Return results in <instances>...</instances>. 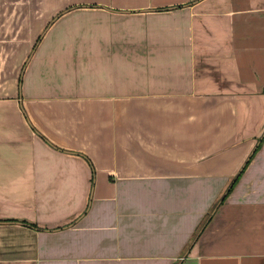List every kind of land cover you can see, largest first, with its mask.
I'll use <instances>...</instances> for the list:
<instances>
[{
  "label": "crops",
  "instance_id": "crops-1",
  "mask_svg": "<svg viewBox=\"0 0 264 264\" xmlns=\"http://www.w3.org/2000/svg\"><path fill=\"white\" fill-rule=\"evenodd\" d=\"M263 135L264 0H0V264H264Z\"/></svg>",
  "mask_w": 264,
  "mask_h": 264
},
{
  "label": "trees",
  "instance_id": "trees-1",
  "mask_svg": "<svg viewBox=\"0 0 264 264\" xmlns=\"http://www.w3.org/2000/svg\"><path fill=\"white\" fill-rule=\"evenodd\" d=\"M264 142V135L261 138V140H259L258 145L255 148V151L252 153V155L248 158L246 164L244 165L243 169L240 171V173L234 178V180L232 181V183L230 184V187L225 191V193L223 194V196L220 198V201L216 204V206L214 207V210L211 213V217L214 216V212L219 208L220 205H222L226 200L227 197L230 195V193L232 192V190L234 189L235 185L238 183V179L240 178V176L245 172L246 167L248 166V163L251 161V159L254 157V155L256 154V152L259 150L258 148L262 145V143Z\"/></svg>",
  "mask_w": 264,
  "mask_h": 264
},
{
  "label": "rangeland",
  "instance_id": "rangeland-1",
  "mask_svg": "<svg viewBox=\"0 0 264 264\" xmlns=\"http://www.w3.org/2000/svg\"><path fill=\"white\" fill-rule=\"evenodd\" d=\"M38 39L41 40L40 37H39ZM39 40H37V42H36V44L34 45V48H33V49H36L37 46L40 44L41 41H39ZM33 49H32V50H33ZM26 62H27V60H25V64H26ZM262 137H263V136H262ZM258 143H259V142H258ZM263 143H264V142H263ZM263 143H262V144H263ZM257 145H258V144H257ZM257 145H256V146H257ZM261 146H262V145H261ZM261 146L258 148L259 150L256 152V154H255L254 157L251 159V161L255 158V156H256V155L258 154V152L261 150V149H260ZM255 148H256V147H255ZM255 148H254V149H255ZM252 153H253V152H252ZM251 155H252V154H251ZM251 155H250V156H251ZM250 156H249V157H250ZM249 157H248V158H249ZM248 158L246 159V162H247ZM251 161L248 163V166H249V164L251 163ZM246 162L244 163V165L246 164ZM244 165H243V167H244ZM248 166L246 167V169L248 168ZM245 171H246V170H245ZM239 173H240V172H239ZM244 173H245V172H244ZM244 173H243V174H244ZM243 174H242V175H243ZM242 175L240 176V178L242 177ZM240 178H239V179H240ZM239 179H238V181H239ZM238 181H237V182H238ZM235 186H236V185H235Z\"/></svg>",
  "mask_w": 264,
  "mask_h": 264
}]
</instances>
